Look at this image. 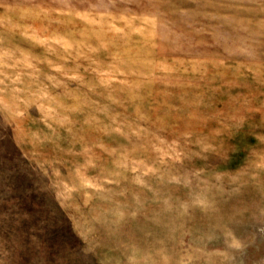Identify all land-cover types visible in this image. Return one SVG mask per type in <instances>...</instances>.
<instances>
[{
	"label": "rangeland",
	"instance_id": "374dc122",
	"mask_svg": "<svg viewBox=\"0 0 264 264\" xmlns=\"http://www.w3.org/2000/svg\"><path fill=\"white\" fill-rule=\"evenodd\" d=\"M0 264H264V0H0Z\"/></svg>",
	"mask_w": 264,
	"mask_h": 264
}]
</instances>
